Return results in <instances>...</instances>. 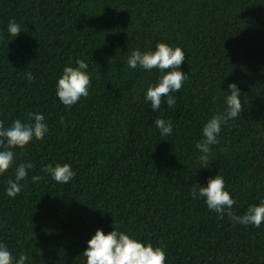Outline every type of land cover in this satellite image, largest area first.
Instances as JSON below:
<instances>
[{"label": "trees", "instance_id": "obj_1", "mask_svg": "<svg viewBox=\"0 0 264 264\" xmlns=\"http://www.w3.org/2000/svg\"><path fill=\"white\" fill-rule=\"evenodd\" d=\"M9 20L22 29L11 40ZM158 41L182 48L188 79L170 93L171 107L162 97L153 111L143 97L160 73L129 69L126 60ZM77 58L91 85L66 107L55 84ZM230 81L242 111L222 125L203 167L195 144L224 110ZM36 110L48 133L13 149L15 162L0 175V241L15 255L85 264L95 230L118 225L163 247L166 264H264V222L234 224L191 196L194 183L218 174L235 215L264 200V0H0V122H25ZM158 117L172 123L171 135L160 134ZM28 159L23 187L10 198L7 180ZM58 163L75 172L67 184L42 171Z\"/></svg>", "mask_w": 264, "mask_h": 264}, {"label": "clouds", "instance_id": "obj_2", "mask_svg": "<svg viewBox=\"0 0 264 264\" xmlns=\"http://www.w3.org/2000/svg\"><path fill=\"white\" fill-rule=\"evenodd\" d=\"M21 26L14 20H9L7 33L10 40L21 32ZM186 58L180 46H171L166 42H157L154 49L141 51L133 49L127 57L126 64L129 69L148 71L157 69L160 73L155 84H149L144 93V101L150 103V109L156 111L161 106V98L165 97L167 106L175 103V97L170 93L178 92L188 73L180 69L182 61ZM88 64L85 60L77 58L75 66L65 65L55 84V95L59 102L66 107L76 104L81 97H87L91 85ZM168 69V71H165ZM25 77L32 80L31 72H26ZM224 97L225 108L222 112L213 114L201 129L202 139L197 141L195 148L200 155L197 160L208 167L211 146L218 143L221 127L240 115L242 111L241 92L235 82H228ZM62 122V118H61ZM155 127L162 136L173 133L170 121L157 118ZM49 128L42 110L28 113V119H13L10 125L5 126L0 122V175L5 174L15 162L13 149L23 148L33 139L42 138L48 133ZM32 167L31 159L25 160L15 166L14 178H8L4 191L8 197H15L23 187L22 180L27 176V169ZM52 180L67 184L74 177L75 172L69 163L45 165L42 168ZM33 181L40 177L33 175ZM191 196L193 199H203L206 207L215 212L218 218L225 215L235 224L252 225L259 228L264 222V200L259 204L249 205L242 215L232 212L234 198L225 188L222 176L215 174L207 178L206 185L194 183ZM85 264H166V253L163 247L142 241L127 231L120 230L119 226H112L111 230L104 232L97 228L87 240V246L82 251ZM0 264H30L27 254L15 255L12 249L0 241Z\"/></svg>", "mask_w": 264, "mask_h": 264}]
</instances>
